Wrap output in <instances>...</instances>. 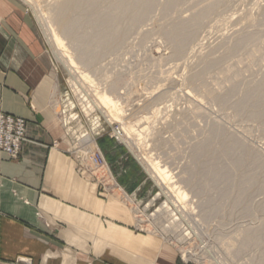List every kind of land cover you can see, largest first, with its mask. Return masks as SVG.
<instances>
[{"label": "rangeland", "instance_id": "obj_1", "mask_svg": "<svg viewBox=\"0 0 264 264\" xmlns=\"http://www.w3.org/2000/svg\"><path fill=\"white\" fill-rule=\"evenodd\" d=\"M8 1L33 23L40 41L54 62L59 79L56 107L61 112V120L72 118L67 126L63 120L61 122L73 139V151L77 158L83 152L85 158L82 157V162L89 165L92 148L96 150L98 146L101 149L112 172V175L109 173L106 176L101 171L102 176H106L104 179L109 180L107 192L125 208L126 222L138 232L158 236L165 245L176 250L182 264H200L196 257L185 258L183 250L188 247L199 250L201 258L208 257L210 264L215 263V259L220 264L259 263L264 254V117L255 113L264 108V0H152L142 19L138 18L132 25L123 26L122 32H117L118 39L107 44L105 42L102 44L103 49L94 50L98 52L97 55L79 51L80 47L87 44V47L98 44L95 36L93 39L80 40L75 37L81 35L90 38L95 35L98 26L103 24L101 21L112 12L113 0H96V4L88 11L82 7L84 0H81V4L78 3L81 8L70 12L77 21L75 27L61 25L59 5L64 0H46V3L43 2L45 0H37V6L40 7L37 9L34 4H26L23 0ZM40 9L43 13L48 11L46 17L48 15V20L54 25L55 34H59L60 44L71 52L76 64L88 72L95 87L123 108L122 117L124 120L127 118L125 122L130 125L134 138L140 142L138 154L150 155L161 165L167 166L173 173L169 183L175 190V186L182 187L187 193L186 200L178 199L169 183L162 190L164 186L149 175L138 157L127 144L120 141L113 126L104 118L101 117L102 122L97 127L94 118L100 116L99 112L88 115L84 111L71 82L72 75L55 56L43 22L36 14ZM196 15H199L197 18L201 24L192 27L197 29L194 37L187 42L182 54L175 53L167 32L176 22ZM192 22L196 23V20ZM253 31L257 32L254 37H258L249 43L251 40L247 37L249 34L252 36ZM238 36H245L243 39L246 43L238 44ZM208 60H220L217 61L220 65L217 63L208 68ZM83 87L91 98L97 100L92 85L88 83ZM209 90L214 91L213 96ZM215 94L227 96L228 99L220 101ZM215 129L218 131L215 132ZM88 134H91V139L79 146L78 139ZM98 138L107 140L101 146ZM236 139L241 142V149L239 146L236 152H224V147ZM91 140L95 145L90 144ZM110 140L122 146L131 159L125 162L110 161L103 149L109 147ZM200 145H204V151L196 153ZM82 146L83 149H80ZM208 160L210 163H207ZM211 160H217L218 163L214 165ZM232 160L237 161L232 163ZM209 164L210 167L226 168L208 171ZM112 166L119 171V177ZM124 167L139 169L140 175L123 178ZM212 174H220V177L212 180L209 177ZM248 176L252 178L251 182L240 187L239 182ZM120 178L125 181L122 182ZM165 203L177 216L185 218L183 227L186 232L193 230L189 238L186 237L182 242L173 233H164L161 226L154 223V215H158V209ZM134 211L141 221L131 217ZM165 217L169 215L165 213L162 220ZM178 232L176 230V234ZM247 233L254 234L258 239L244 245L243 239L246 238L245 234L248 236Z\"/></svg>", "mask_w": 264, "mask_h": 264}, {"label": "crops", "instance_id": "obj_2", "mask_svg": "<svg viewBox=\"0 0 264 264\" xmlns=\"http://www.w3.org/2000/svg\"><path fill=\"white\" fill-rule=\"evenodd\" d=\"M58 82L33 23L0 0V111L25 118L28 138L18 158L0 155V264H182L158 236L129 225L79 162L56 107ZM108 142L110 161L131 159Z\"/></svg>", "mask_w": 264, "mask_h": 264}, {"label": "bare ground", "instance_id": "obj_3", "mask_svg": "<svg viewBox=\"0 0 264 264\" xmlns=\"http://www.w3.org/2000/svg\"><path fill=\"white\" fill-rule=\"evenodd\" d=\"M27 3H31V4H34L35 5V8L38 7V1L37 0H23ZM43 1V0H42ZM41 1V2H42ZM63 1V0H62ZM61 1V2H62ZM81 0H64L60 5H59V14L61 17H62V20L61 21V25L63 27H72V26H76V20L74 18L71 17L70 15V12L76 10L79 6V4H81L80 2ZM114 1V5H112L113 9H112V12L109 13L107 16H105V19L103 20V22L101 21V23H103L101 26H98V31L96 32L95 35H92L90 38L89 37H82L81 35H79L78 37H75L76 40H80L82 38L84 39H93L92 37L95 36V39L99 42L98 44H96L94 47H87L84 46V47H80L79 51L82 52V54H84L85 52L87 53L88 51L91 53L92 52V55H93V52L94 50H96L97 48H101L103 49V45L105 42V44L109 43L108 41H112V40H116L118 39V36L120 32H122V28L125 27V25H132L138 18H141L142 19V16L146 13V11L148 10V8L150 7L151 3H152V0H113ZM195 1V0H194ZM231 1V0H230ZM46 3V0L43 1ZM52 2V1H51ZM209 2V1H208ZM213 2V1H212ZM43 4V5H47V4ZM54 3V2H53ZM79 3V4H78ZM230 3V2H229ZM241 3V2H240ZM243 3V1H242ZM96 4V0H84V3H82V7L87 9V11L89 9H92L93 6ZM247 4V2H246ZM50 5V4H49ZM53 5V4H52ZM56 5V4H55ZM54 5V6H55ZM48 6V5H47ZM42 7V5H41ZM58 7V5H57ZM242 7V6H241ZM251 7V6H250ZM40 8V7H38ZM46 8V6H45ZM81 8V7H80ZM202 8V7H200ZM37 9V8H36ZM47 9V8H46ZM58 9V8H57ZM55 9V10H57ZM192 9V8H191ZM193 10V9H192ZM244 10V9H243ZM35 11V10H34ZM227 11V10H226ZM230 11V10H229ZM249 11V10H248ZM48 11H46L45 13H47ZM42 12V9L38 10V12L36 11V14L38 15V18L41 22H43V26L45 28V31L47 32L46 34L48 35V39L50 40V43L52 44V47L54 49V53H55V56L57 57V59L62 63L64 64L69 70V72L71 73L72 75V83L75 87V90L80 98V100L82 101V104H83V109L84 111L88 114V115H92V113H95V112H99L100 116H97L94 118V122L95 124H97V127H99V124H101V117L104 118V120L109 123V125L113 126L114 130H115V133H116V136L118 135V138L120 139V141H122L123 143L127 144V146L129 147V149L131 150V152H133L137 157L138 159L141 161V164L145 167L146 171L149 173V175L155 179V181L161 185V186H164L162 187V190H165L166 189V183H169L172 178H173V173L172 171L167 167V166H163L161 165L160 163L161 162H157L156 159H154L153 157H151L150 155H147L145 154L144 155H140L138 154V151L140 152V142L137 141L138 139L137 138H134L135 136L133 135V131H131V127L129 124H127L125 121H127V118L126 120L123 119L124 115L122 114V111H123V108L120 107L118 105L117 102H114L113 100L109 99L108 97H106L105 93L104 92H100L99 88L97 89L95 87V84L93 83V81L90 79L89 75L86 73V71L84 69H81L80 66H78V64H76L75 62V59L74 57L72 56L71 52L64 48L60 43L62 42L61 39L59 38V34H55V28H53V24L52 22H50L48 20V15L46 17V14ZM249 13V12H247ZM233 15V13H232ZM253 15V14H251ZM52 16V15H51ZM186 16V15H185ZM197 16L199 15H196L194 17H191L190 19H184V20H181L179 21L178 23L176 22V24L174 25V27L172 26V29L169 30L167 32V37L169 36L171 42H173L174 44V50H175V53H181L182 54V51L185 50V47H186V44L187 42H189L190 39H192V37H194L195 33H196V30L192 29L193 26L195 25H198L200 26V20L197 18ZM229 16V15H228ZM235 16V15H234ZM250 16V14H249ZM248 16V17H249ZM184 16H182L183 18ZM244 17V16H243ZM104 18V17H103ZM179 18H181L179 16ZM185 18V17H184ZM230 18V17H229ZM232 18V17H231ZM230 18V19H231ZM196 20V23L195 22H192L193 20ZM223 19V18H222ZM227 20V19H226ZM251 20V19H250ZM202 21V20H201ZM210 21V20H209ZM225 21V20H224ZM238 21V20H237ZM205 22V21H204ZM220 22V21H219ZM228 22V21H227ZM230 22V21H229ZM171 23V22H170ZM206 23V22H205ZM221 23V22H220ZM244 23V22H243ZM213 24V23H212ZM230 24V23H229ZM237 24V23H236ZM241 24V23H240ZM173 25V23H172ZM211 25V24H210ZM250 25V24H249ZM124 26V27H123ZM204 26V25H203ZM224 26V25H223ZM242 26V25H241ZM127 27V26H126ZM132 27V26H131ZM169 27V26H168ZM252 27V26H251ZM221 28V27H219ZM229 28V26H228ZM234 28V27H233ZM243 28V27H242ZM253 28V27H252ZM67 29V28H65ZM69 29V28H68ZM72 29V28H71ZM216 29V28H215ZM218 29V28H217ZM231 29V28H230ZM245 29V28H244ZM256 29V28H255ZM168 30V29H167ZM211 30V29H210ZM209 30V31H210ZM228 30V29H227ZM243 30V29H242ZM249 30V29H248ZM254 30V29H253ZM144 31V30H143ZM165 31V30H164ZM223 31V30H222ZM225 31V29H224ZM258 31V30H257ZM118 32V33H117ZM254 32V31H253ZM200 33V32H199ZM217 33V32H216ZM230 33V32H228ZM240 33V32H239ZM250 32H248L249 34ZM257 32H254L252 33V36L251 34L249 35H246L249 36L247 37V39L249 40H253V39H257V37L255 38L254 37V34H256ZM218 34V33H217ZM259 34V33H258ZM257 34V35H258ZM91 35V34H89ZM201 35V34H200ZM228 35V34H226ZM231 35V34H230ZM233 35V34H232ZM212 37H215L214 35ZM239 37V36H238ZM237 37V38H238ZM245 36H241V38L238 40V44L242 43V42H245L244 38ZM244 38V39H243ZM162 39V38H161ZM168 39V38H167ZM205 39V38H204ZM207 39V38H206ZM216 39V38H215ZM199 40V38H198ZM251 40V41H252ZM84 41V40H83ZM82 41V42H83ZM164 41V39H163ZM195 41V40H194ZM202 41V40H201ZM249 42V43H253L252 42ZM88 42V41H87ZM86 42V43H87ZM205 42V40H204ZM89 43V42H88ZM194 43V42H193ZM201 43V42H199ZM246 43V42H245ZM257 43V42H256ZM172 44V45H173ZM196 44V42H195ZM204 44V43H203ZM213 44V43H212ZM222 44V43H221ZM251 45V44H250ZM254 45V44H253ZM262 45L264 46V44L262 43ZM208 46V45H207ZM248 46V45H247ZM173 47V46H172ZM209 47V46H208ZM207 47V48H208ZM252 47V46H251ZM206 48V49H207ZM250 48V47H249ZM202 49V48H201ZM205 49V50H206ZM97 51V50H96ZM103 51V50H102ZM101 51V52H102ZM159 51V50H158ZM199 51V50H198ZM197 51V52H198ZM84 52V53H83ZM248 53V51H246ZM96 55L98 52H94ZM160 53V51H159ZM192 53V52H191ZM179 54H176V55H179ZM218 54V53H217ZM175 55V54H174ZM192 55V54H191ZM198 55V54H197ZM202 55V54H201ZM204 55V54H203ZM214 55V54H213ZM259 55V54H257ZM262 55V54H261ZM83 56V55H82ZM88 56V55H87ZM169 56V55H168ZM187 56V55H186ZM193 56V55H192ZM217 56V55H216ZM225 56V55H224ZM89 57V56H88ZM87 57V58H88ZM90 57H91V54H90ZM89 57V58H90ZM93 57V56H92ZM214 57V56H213ZM263 56H261V59H262ZM197 58V57H196ZM210 58V57H209ZM93 59V58H91ZM90 59V61H91ZM186 59V58H185ZM256 59H259V58H256ZM260 59V60H261ZM165 60V59H164ZM206 60V59H205ZM89 60L87 61L88 63L90 62ZM160 61V60H159ZM209 61V60H208ZM218 60H212V61H209L207 63L208 65V68L209 67H213L215 65H218L219 61L217 62ZM198 62V61H197ZM163 63V62H162ZM171 63V62H170ZM174 63H177V62H174ZM185 63V62H184ZM187 63V62H186ZM189 63V62H188ZM218 63V64H217ZM238 63V62H237ZM243 63V62H242ZM245 63V62H244ZM248 63V62H247ZM90 64V63H89ZM92 64V63H91ZM164 64V63H163ZM200 64V63H199ZM240 64V63H239ZM252 64V63H251ZM171 65V64H169ZM168 65V66H169ZM220 65V64H219ZM236 65V64H235ZM249 65V64H248ZM176 66V65H174ZM178 66V65H177ZM189 66V65H188ZM199 66V65H198ZM82 67H83V64H82ZM161 67V66H160ZM182 67V66H181ZM232 67V66H231ZM84 68V67H83ZM200 68V67H199ZM263 68V67H262ZM228 69V68H227ZM87 70V69H86ZM173 70V69H171ZM230 70V69H229ZM164 71V70H163ZM168 71V70H167ZM183 71V70H182ZM197 71V69H196ZM166 72V70H165ZM235 72V70H234ZM169 73V72H168ZM170 75V73H169ZM183 76V75H182ZM92 78V77H91ZM204 78V77H203ZM163 79V78H162ZM167 79V78H166ZM195 79V78H194ZM193 79V80H194ZM71 80V79H70ZM182 80V79H181ZM196 81V80H195ZM95 82V81H94ZM166 82V81H165ZM71 83V84H72ZM89 85H92L94 87V90L97 94V100L96 99H93L89 96V94L84 90V87L83 85L84 84H88ZM166 84V83H165ZM209 88V87H208ZM218 88V87H217ZM188 89V88H187ZM213 89V88H211ZM207 90V89H206ZM233 90H234V87H233ZM171 92V91H170ZM214 92V91H213ZM212 90L210 91L209 90V93L211 96H213V93ZM168 94V93H167ZM190 94V93H189ZM222 94V93H221ZM172 95V94H171ZM220 95V94H219ZM215 94L216 97H218V99L220 101H225L227 100L228 98H226L225 96H219ZM214 96V97H215ZM198 97L200 98V95H198ZM174 98V97H173ZM196 98V97H195ZM198 98V99H199ZM170 99V98H169ZM168 99V100H169ZM201 99V98H200ZM200 99L198 101H200ZM80 101V102H81ZM166 101V100H165ZM174 101V99H173ZM196 101V100H195ZM202 102V101H201ZM237 102H239V100H237ZM202 104V103H201ZM200 105V104H199ZM59 106V105H58ZM60 107V106H59ZM205 107V106H204ZM209 108V107H208ZM199 109V108H198ZM59 110V109H57ZM205 111V110H204ZM203 112V111H202ZM64 113V112H63ZM61 114V112L59 113ZM257 116H260V117H264V108L261 109V110H258L256 111L255 113ZM73 115V114H72ZM123 115V117H122ZM75 116V115H74ZM65 118V117H64ZM72 118L71 117H67L65 120H63L65 122V125L67 126V124L70 122ZM149 120V119H148ZM215 122V121H214ZM116 123H118L116 125ZM93 124V123H92ZM108 125V124H107ZM71 127V126H70ZM94 127V125H93ZM143 127V126H142ZM68 129V128H67ZM216 130V129H215ZM218 129L215 131L217 132ZM212 132V131H211ZM238 132V131H237ZM236 132V133H237ZM242 132V131H241ZM244 133V132H243ZM242 134V133H241ZM136 135V134H135ZM212 135V134H211ZM91 137V134H88V135H82L78 140H79V146H81L82 143H86ZM208 137V136H207ZM241 138V137H240ZM242 139V138H241ZM143 140V139H142ZM141 140V141H142ZM91 145H95V142L94 141H90ZM139 142V143H138ZM143 142V141H142ZM88 143V142H87ZM86 144H84L85 146ZM241 142L238 141L237 139L236 140H233V142H231V144L229 145H226L224 147V152H236L238 151V148L240 146V149H241ZM95 147V146H94ZM85 148H87V146H85ZM80 149H83V146L80 148ZM89 149L90 146H89ZM94 150V148H92ZM239 149V150H240ZM83 151V150H82ZM204 151V145H200V147L196 150V153H202ZM220 151V150H219ZM86 152V151H85ZM84 158V157H83ZM154 159V160H153ZM156 160V161H155ZM139 161V162H140ZM212 161V160H211ZM237 161V160H236ZM236 161L232 160L231 162L232 163H236ZM213 164H217L218 161L217 160H213L212 161ZM211 162V163H212ZM262 162V161H261ZM207 163H210V160H208ZM221 164V163H220ZM261 164V163H260ZM208 168L207 170L210 171V170H214V169H218V171L220 170H224L226 167L225 166H211L210 167V164L207 165ZM230 167V166H229ZM100 176H102V172H100ZM210 174V173H209ZM105 175V174H104ZM206 176V175H205ZM208 176V174H207ZM106 177V176H104ZM110 177V176H109ZM210 179L214 180L218 177H220V174H212V175H209ZM111 179V177H110ZM244 181H240L239 182V186L240 187H244L249 181L251 182L252 178L250 176L248 177H244L243 178ZM112 180V179H111ZM110 180V181H111ZM170 184V183H169ZM171 185V184H170ZM114 186V185H113ZM169 186V185H167ZM170 188L174 189V186L171 185ZM176 190H175V193H177V197L178 199L180 200H183L187 197V193L186 191L182 188V187H176ZM115 189V188H113ZM117 189V188H116ZM118 190V189H117ZM116 192V191H115ZM118 193V192H117ZM186 200V199H185ZM133 202V201H132ZM134 203V202H133ZM151 204V203H150ZM149 204V205H150ZM139 213V212H138ZM158 213V217L156 215H154L156 218H154V223L157 222V225L163 230L164 233H170V234H174V236L177 238L178 241L182 242L184 239L189 238V236L191 235L192 231H188L186 232L185 228L183 227V220H185V218H183L182 216H177V213H174L170 208H169V205L168 203H165L164 205H162L160 207V209H158L157 211ZM167 213L169 215L168 218L165 217L164 220H162L163 218V215ZM137 212H133L131 213V217L132 218H136L138 221H141L142 219H138L136 215ZM147 216V215H146ZM148 218V217H147ZM165 222H161V221ZM147 221V220H145ZM144 221V222H145ZM153 223V222H151ZM153 223V224H154ZM168 223V224H167ZM157 225H155L157 227ZM186 225V224H185ZM189 225V224H188ZM154 226V225H153ZM191 226V225H190ZM188 228V227H187ZM190 228V227H189ZM192 229V228H191ZM176 230H178L179 232L176 234ZM196 230H194L195 232ZM249 233V232H248ZM247 233V235H248ZM196 235V233H195ZM258 235V234H257ZM196 237V236H195ZM246 237V238H245ZM198 238V237H197ZM245 239L244 240V245H248L249 243L257 240L256 237L254 236V234L252 235H248L244 236ZM229 239V238H228ZM261 239V238H259ZM227 240V239H226ZM231 240V239H230ZM232 241V240H231ZM231 241H229L231 243ZM200 242V241H199ZM225 242V240H224ZM222 242V243H224ZM228 242V243H229ZM235 242V241H234ZM233 243V242H232ZM203 245V244H202ZM209 245V244H208ZM234 246V244H232ZM207 245L205 244L204 247H206ZM194 247V246H193ZM203 247V246H202ZM198 248H201V247H198ZM207 248V247H206ZM199 251V250H198ZM197 250L194 251L193 248H185L183 250L184 252V256L186 259L190 258V256H193V257H196V259L199 260V263L200 264H210V259L208 257H205L206 254H204L203 256L205 258H201L202 255H200L201 253H199ZM203 250H200V252H202ZM206 251V250H205ZM210 255V254H209ZM208 255V256H209ZM189 256V257H188ZM210 257V256H209ZM208 258V259H207ZM213 259V258H212ZM211 259V260H212ZM215 259V258H214ZM214 262V260L212 261ZM212 264H220L218 260L215 259V263H212ZM257 264H264V254H263V257L261 259V261Z\"/></svg>", "mask_w": 264, "mask_h": 264}, {"label": "built area", "instance_id": "obj_4", "mask_svg": "<svg viewBox=\"0 0 264 264\" xmlns=\"http://www.w3.org/2000/svg\"><path fill=\"white\" fill-rule=\"evenodd\" d=\"M27 141V120L0 111V155L7 154L11 158H18L23 144ZM83 155V152L78 154L79 162L89 170L92 176L97 178L105 190L109 191V180H105L103 176L99 175L101 171L106 176L109 173L112 175L101 149L97 146L96 150L90 151L91 162L89 165L82 162Z\"/></svg>", "mask_w": 264, "mask_h": 264}]
</instances>
